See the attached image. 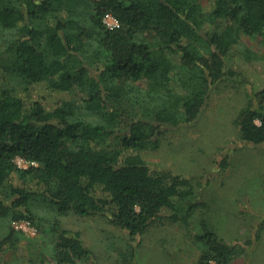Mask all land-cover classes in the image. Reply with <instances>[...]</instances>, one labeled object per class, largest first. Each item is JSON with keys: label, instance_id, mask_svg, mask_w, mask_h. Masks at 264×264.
I'll use <instances>...</instances> for the list:
<instances>
[{"label": "trees", "instance_id": "obj_1", "mask_svg": "<svg viewBox=\"0 0 264 264\" xmlns=\"http://www.w3.org/2000/svg\"><path fill=\"white\" fill-rule=\"evenodd\" d=\"M204 1L0 0V264L25 237L19 220L56 237L55 264L94 259L62 217L103 216L132 241L162 213L187 226L202 206L190 201L196 180L141 153L195 122L222 84L246 87L235 141L264 145V89L234 66L260 59L242 37L264 52V0ZM201 226L195 264H229L252 247Z\"/></svg>", "mask_w": 264, "mask_h": 264}, {"label": "rangeland", "instance_id": "obj_2", "mask_svg": "<svg viewBox=\"0 0 264 264\" xmlns=\"http://www.w3.org/2000/svg\"><path fill=\"white\" fill-rule=\"evenodd\" d=\"M206 3L207 0L203 5ZM241 43L260 59L234 62V66L254 90L264 89V52L247 37H242ZM245 89L241 84H222L211 93L205 111L195 122L168 132L156 148L141 153L154 169L196 180L199 186L189 200L202 206L188 225L170 222L162 213L138 240L132 241L103 216L62 217V228L79 232L92 251L94 259L84 264H195L199 244L194 234L204 231L201 223L224 242L236 241L242 246L246 241L253 242L249 253L229 264H264V145L255 147L235 141L237 128L233 123L246 101ZM225 158L227 167L223 168ZM45 227L39 224L40 233L25 234L19 247L2 254L1 263L45 264L42 260H47V264H55L48 256L56 237L45 234ZM259 228L262 231L255 241ZM3 231L0 228V238ZM129 246L134 247V256Z\"/></svg>", "mask_w": 264, "mask_h": 264}, {"label": "built area", "instance_id": "obj_3", "mask_svg": "<svg viewBox=\"0 0 264 264\" xmlns=\"http://www.w3.org/2000/svg\"><path fill=\"white\" fill-rule=\"evenodd\" d=\"M103 24L108 29H113L117 25V20L113 16L107 15L106 17L103 18ZM16 163L23 168H26L27 166H31V165L33 166L36 165L34 162L24 161L21 158H17ZM13 228L16 231H20L24 234H31V235L36 234V229L31 225L29 221L26 220H19L13 222Z\"/></svg>", "mask_w": 264, "mask_h": 264}]
</instances>
